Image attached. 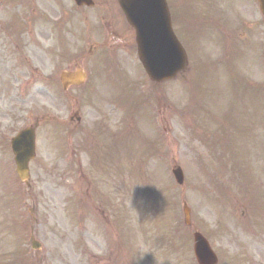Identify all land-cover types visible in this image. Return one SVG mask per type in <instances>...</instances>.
I'll use <instances>...</instances> for the list:
<instances>
[{
	"label": "rangeland",
	"instance_id": "rangeland-1",
	"mask_svg": "<svg viewBox=\"0 0 264 264\" xmlns=\"http://www.w3.org/2000/svg\"><path fill=\"white\" fill-rule=\"evenodd\" d=\"M48 1L0 0V103L6 105L0 106V264H197L193 229L210 238L219 264H264V17L258 1L170 0L173 10L177 3L182 8L174 12V28L189 59L182 73L162 83L147 78L132 48L133 30L124 22L115 26L128 32V49L101 48L98 36H86L79 21L73 23L69 50L56 47L42 55L36 44L48 45L55 33L34 16L44 19V8L51 21L62 14L58 3L52 7ZM25 2L33 6L30 14ZM63 15L71 20L69 10ZM85 17L93 22V16ZM15 23L30 34L8 32ZM14 41L24 44L25 57L30 54L18 73L10 58ZM100 58L106 62L101 69ZM77 64L90 80L96 72L110 76L97 82L101 92L94 101L100 98L102 105L87 98L81 104L86 120L93 122L102 111L108 115L110 139H96L97 148L108 149L107 161L118 158L120 164L113 130L127 134V143L138 139L139 144L129 143L120 167L91 158L83 133H76L70 120L77 104L50 82L59 70ZM25 70L30 93L20 100L12 91L13 76L22 77ZM240 78L250 82L244 90ZM35 121L40 122L36 156L27 186L15 173L8 139L2 138ZM213 151L222 174L236 181L233 186L216 187L220 181L211 180ZM174 164L183 169L182 185L171 173ZM88 182L93 188L87 194ZM183 203L191 210L189 228ZM31 233L40 243L36 250Z\"/></svg>",
	"mask_w": 264,
	"mask_h": 264
},
{
	"label": "water",
	"instance_id": "water-1",
	"mask_svg": "<svg viewBox=\"0 0 264 264\" xmlns=\"http://www.w3.org/2000/svg\"><path fill=\"white\" fill-rule=\"evenodd\" d=\"M262 7L264 0H260ZM129 23L134 27L138 55L152 79L172 77L183 69L186 56L177 41L166 8L165 0H120ZM13 151L21 178L28 176V160L34 155L33 129H25L13 140ZM176 179L182 182L179 168L174 170ZM185 220L189 223V209L185 206ZM194 252L200 264H214L216 255L206 239L194 233Z\"/></svg>",
	"mask_w": 264,
	"mask_h": 264
},
{
	"label": "flooded vegetation",
	"instance_id": "flooded-vegetation-1",
	"mask_svg": "<svg viewBox=\"0 0 264 264\" xmlns=\"http://www.w3.org/2000/svg\"><path fill=\"white\" fill-rule=\"evenodd\" d=\"M67 2L69 3L68 5L70 6V9H82L87 7L85 4L82 5H78L76 3H74L73 0H67ZM91 8V10H93V15L94 17L97 19V23L99 25V27L101 28L102 26L104 28H102L103 31H105L108 35L109 38L111 39L112 42L117 43L119 42L120 44H126L128 42V40L126 41V32L125 29L122 25L119 26H115V23L118 22H122V15H121V11L118 7V3L117 0H92V4L89 5ZM171 10V9H170ZM99 31V29H98ZM24 46L20 45L17 46V48L19 49L21 56L24 60H26L27 64H29V58L25 57L23 52L21 51V48ZM27 46V44H26ZM26 77H21V76H17L18 80H22L24 83L26 82ZM79 88L80 86H71L69 87L67 90L65 91H70L72 90L74 92L75 95L78 94L79 92ZM26 94H29V91L26 92ZM74 102H77V99H74ZM77 119L80 120V117L77 116ZM81 122L78 121V124H80ZM105 124L102 123V126L100 125H94L92 127L93 131L99 135L101 133V131L105 130Z\"/></svg>",
	"mask_w": 264,
	"mask_h": 264
}]
</instances>
